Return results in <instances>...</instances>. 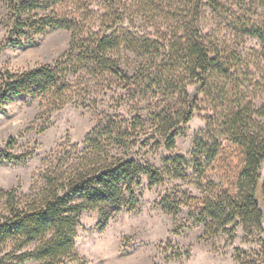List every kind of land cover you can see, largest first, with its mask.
<instances>
[{
  "label": "trees",
  "instance_id": "1",
  "mask_svg": "<svg viewBox=\"0 0 264 264\" xmlns=\"http://www.w3.org/2000/svg\"><path fill=\"white\" fill-rule=\"evenodd\" d=\"M15 1L16 13L26 11L28 3L40 7L36 0ZM134 1L147 11L164 0ZM190 1L183 8V30L160 38L131 31L118 9L89 11L100 21L99 29L87 15L19 19L31 28L37 23L42 29L69 28L71 41L52 64L1 73L0 111L16 96L29 95L51 109L72 103L97 109L101 116L81 143L57 150L36 192L21 196L17 189L0 188V244L13 246L0 264H64L76 257V229L84 210L98 208L103 216L134 210L143 177L156 185L167 173L173 179L192 178L199 193L167 194L161 202L166 210L187 211L209 234L227 233L232 240L238 228L257 234L261 244L254 254L264 256L259 204L264 201V105L251 97L249 68L239 64L242 54L203 33L201 2ZM255 34L264 42L263 31ZM195 83L202 98L189 93ZM201 110L206 125L188 155L166 157L165 170L143 157L157 148L174 149ZM0 157L18 159L11 153ZM246 254L237 257L240 264L258 261Z\"/></svg>",
  "mask_w": 264,
  "mask_h": 264
},
{
  "label": "rangeland",
  "instance_id": "2",
  "mask_svg": "<svg viewBox=\"0 0 264 264\" xmlns=\"http://www.w3.org/2000/svg\"><path fill=\"white\" fill-rule=\"evenodd\" d=\"M198 1L202 6L198 21L203 33L222 48L242 54L239 64L249 68L247 84L255 92L251 97L256 98L258 105H264V42L255 34L256 30L264 32V0ZM16 2L0 0V87L1 73L52 64L70 45L69 28L42 29L39 23L31 28L19 19L31 17L39 22L40 18L87 15L94 29H99L100 21L89 11L118 9L125 18L123 25L131 31L160 38L183 30L179 29L185 22L183 8L191 1L164 0L146 11L134 0H36L40 7L28 3L26 11L20 9L17 13ZM127 55L133 59L131 52ZM189 93L202 98L200 84L191 85ZM100 116L97 109L72 103L51 109L40 98L29 95L9 101L0 111V154L11 153L18 159L0 157V188L17 189L21 196L36 192L45 184V171L54 165L57 150L81 143L97 126ZM203 117V110L194 113L177 137L174 149L157 148L143 157L165 170L166 157L188 155L195 137L205 128ZM260 175L264 181V161ZM165 178L152 185L148 176L143 177L136 188L138 203L134 210L124 208L105 216L98 208L84 210L76 229V257L64 264H240L237 257H244L245 252L248 260L257 258L254 264H264V256L258 259L259 253L254 254L261 244L257 234L248 235L242 228L235 231L233 240L227 233L209 234L205 225L194 222L187 211L173 214L166 210L161 202L167 194L180 192L178 195L182 196L198 194L199 190L192 178L173 179L168 173ZM259 204L264 216V201L259 200ZM33 248L34 245L29 247ZM12 251L10 244H0V259ZM9 260L18 262L13 257L6 258ZM24 264L43 262L28 260Z\"/></svg>",
  "mask_w": 264,
  "mask_h": 264
}]
</instances>
